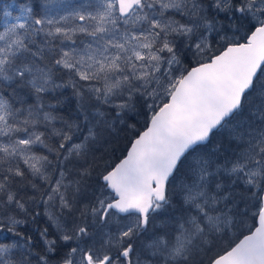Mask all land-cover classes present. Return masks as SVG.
<instances>
[{"label":"snow or ice","instance_id":"snow-or-ice-1","mask_svg":"<svg viewBox=\"0 0 264 264\" xmlns=\"http://www.w3.org/2000/svg\"><path fill=\"white\" fill-rule=\"evenodd\" d=\"M0 264H264V0H0Z\"/></svg>","mask_w":264,"mask_h":264}]
</instances>
